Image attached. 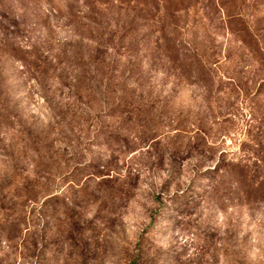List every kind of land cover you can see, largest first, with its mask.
Segmentation results:
<instances>
[{"label": "rangeland", "instance_id": "rangeland-1", "mask_svg": "<svg viewBox=\"0 0 264 264\" xmlns=\"http://www.w3.org/2000/svg\"><path fill=\"white\" fill-rule=\"evenodd\" d=\"M229 1L0 0V264H264V0Z\"/></svg>", "mask_w": 264, "mask_h": 264}, {"label": "trees", "instance_id": "trees-1", "mask_svg": "<svg viewBox=\"0 0 264 264\" xmlns=\"http://www.w3.org/2000/svg\"><path fill=\"white\" fill-rule=\"evenodd\" d=\"M159 4L160 7L162 8V12H164L165 17L169 16L171 18H173L175 15L180 14V13H184L187 11H191L194 9L195 6H192V1L194 0H188V2H191V6L188 7H183V3L185 2V0H156ZM172 1H174L173 3V7L174 8H168L166 7V2L171 3ZM234 0L229 1L228 3L223 4L222 6L225 8L226 6H231L233 4ZM46 4L53 6V8L55 10L61 11L63 9V5L64 2H62V0H46ZM219 5V4H218ZM220 6V5H219ZM221 7V10H224V8ZM228 8V7H227ZM230 8V7H229ZM229 10V9H227ZM225 12V10H224ZM227 23L224 24L223 26L227 29V31L229 32V34L232 35L233 39H236V36L241 34V33H245L246 35L252 37L251 34V27L248 26V23L245 24H238L237 25V21L235 19V17L232 15V13H229V11H227ZM166 27L162 26L161 27V33H165ZM258 46H261L260 42L257 44V47H254V45L252 44L247 45L245 43L244 47L246 50L249 49V53L250 56L252 57V60L255 61V63L257 64V73L262 72L263 76H264V49L259 48ZM175 62L177 61V58L174 59ZM211 59L208 60L207 64H213L211 61ZM200 65H203V62L200 61ZM256 95L257 96H264V77L260 79V84L259 87L256 91Z\"/></svg>", "mask_w": 264, "mask_h": 264}]
</instances>
